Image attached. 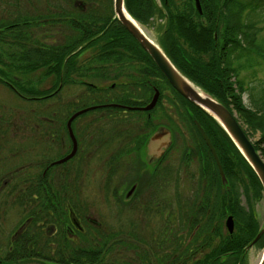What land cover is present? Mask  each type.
<instances>
[{"label":"flooded vegetation","instance_id":"flooded-vegetation-1","mask_svg":"<svg viewBox=\"0 0 264 264\" xmlns=\"http://www.w3.org/2000/svg\"><path fill=\"white\" fill-rule=\"evenodd\" d=\"M170 1L134 0L133 4V0H126V6L145 26L152 24L156 29L161 27L158 31L161 45L177 67L185 69L191 61L184 42L176 35L175 29H171L173 16L170 13ZM145 2L151 4L150 9L137 7ZM107 4L111 5V14L106 17L103 11ZM141 10L145 14L142 17L139 15ZM193 16L195 18L196 15ZM103 18L108 26L111 24V29H101ZM184 21L185 27L189 28L186 30L191 35L188 38L182 35L186 38L185 42L194 39L196 32H199L197 34L201 41H205L203 37L206 29L196 30L194 26H187V19ZM200 24L207 25L203 21ZM177 34L181 36L178 31ZM59 42L64 44H57ZM55 51L70 53L64 61L66 66L69 64L67 76L61 78L60 85L54 90L56 77L54 72H50L52 64L40 62L39 69L38 59L42 60V55L46 54V59L52 61ZM177 54H180L185 63L178 60ZM150 58L152 59L149 53L115 17L114 0H0V86L8 88L19 99L18 104L12 108L14 112L11 116L0 114V118L8 119V124L0 125V154L10 143L12 155L18 158L15 164L20 165L11 170L10 177L6 179L5 174H1L7 168L6 160L4 155H0V184L9 186L16 169L19 172L17 178H29L30 184H20L15 194L19 201L23 194H30L32 210L30 216L20 217L22 222L14 231L12 240H16L32 224L35 232L39 227L44 230L48 246L55 251L63 238L79 242V236L89 233V228L95 229L94 233L97 235L96 229L108 227L99 214L97 217L90 213L83 214L78 210L79 207L75 209L69 204L68 184H65V188L60 180L64 179V174L69 172L71 166L72 171L80 174L79 177L74 175L76 181L72 193H78L75 198L77 203L83 189L85 165H97V195H111L118 216L114 219L115 222H122L121 217L125 212L127 240L131 246L136 238L135 233L142 234L145 241L154 244L151 241L159 240L165 232L167 173L169 178L175 176V181L182 169L186 171L185 176L190 178L209 179L204 146L187 120L184 122L196 139L193 140L194 146L184 148L183 152L188 155L184 156L181 166H178L179 163L172 165L169 160L176 142L175 129L162 121H155L159 114L164 116V101L178 105H175L178 113L175 116L179 118H183L180 116V111L183 112L180 109L182 104L190 112L191 118L194 108L181 100L155 61ZM97 66L107 68L108 71L98 76L97 69L94 71L99 79L109 77L110 80H105L109 83L101 84L102 81L99 82L95 75L86 72L87 68ZM38 86L46 91L40 96L46 99L45 105L40 109L38 95L31 92V89ZM155 97L156 102L151 108L141 109L150 106ZM88 98L93 102L88 103ZM0 105L5 109L6 103L1 97ZM90 106L96 108L79 114L72 121L78 145L75 155L62 163H55L70 154L74 146L68 120ZM89 113L94 115L85 118ZM192 121L204 139L193 118ZM160 125L169 126L174 138L173 146L162 157L157 154L156 149L150 150L146 145L147 138ZM16 133L19 135L16 136ZM204 141L206 142L205 139ZM182 156L178 158L179 161ZM173 160L175 163L174 157ZM195 161L197 166L193 167ZM23 169L25 170L22 171ZM38 177L42 180L47 178L52 186L39 185ZM2 181L5 182L2 184ZM39 193L46 194L51 199L59 195L66 197L63 209L65 213L62 214L63 210L58 202L53 201L55 204L52 209L50 207V216H41L35 209ZM55 209H60L62 217L54 212ZM154 215L157 221H154ZM38 218L40 220L36 224ZM132 247L129 250L134 256ZM6 257L4 255V259ZM1 260L0 258V262Z\"/></svg>","mask_w":264,"mask_h":264},{"label":"trees","instance_id":"trees-1","mask_svg":"<svg viewBox=\"0 0 264 264\" xmlns=\"http://www.w3.org/2000/svg\"><path fill=\"white\" fill-rule=\"evenodd\" d=\"M148 2L141 6L138 4L137 7L150 9L151 4H146ZM201 2H203V14H200L194 8L193 0L189 1L185 11L181 13L179 5H175L172 0L170 13L173 16V25L171 29L179 28V25L182 27L181 21L184 24V19H187L188 27L193 28L194 26L196 29L204 28L207 30L203 37L205 41H201L200 36L199 39L194 37L193 44L196 47L195 50L197 49L196 51L199 53L197 55L189 53V60L191 61L189 67L185 69L179 67V69L195 83L217 97L232 112L236 110L252 132H261L258 143L254 144L264 157V80L257 78L255 66L260 62L254 58L256 53L264 58V42L258 40V34L263 29L261 24L264 23V0H201ZM103 12L106 17L111 14V5L107 4L106 10ZM208 12L210 13L209 17H207ZM174 13L177 16L174 17ZM194 14L196 15L195 18ZM139 15L141 17L145 15L144 10H141ZM139 15L138 17H140ZM187 15L191 17L187 18ZM205 16L209 25L199 24L198 27L195 21L199 22L198 18H204ZM176 18H178V22H176ZM107 24V21L103 18L101 29L109 30L112 28L111 24L109 26ZM117 27L121 28L122 26ZM185 29L187 28L185 27ZM101 31L105 32V30ZM215 33H217V38H215ZM118 41L119 38L117 37L116 43ZM57 44L64 43L59 42ZM206 50L212 52L208 58L203 56ZM69 53L55 51L52 61L46 59L48 58L46 54L42 55V60L38 59L39 69H41L40 62L45 63L47 61L52 64L50 72H54L56 77L54 90L60 85L61 78L67 76L69 64L66 66L64 61ZM177 58L185 63L180 54H177ZM87 69L86 72L95 76L94 70L96 69L97 76L103 74L104 71H108L107 68L100 66ZM43 70L47 71V69ZM243 71H248L247 74L252 76L253 80L247 83L245 77H242ZM108 78L99 79L97 77L100 81L110 80ZM38 87L31 89V92H36V95H38V107L40 109L46 103V99L40 96L44 95L46 91L45 88ZM172 89L182 98V101L194 108V116L201 122L215 146L229 184L227 186L223 185L212 151L197 131L190 117V112L182 104L180 109L183 111L184 120L188 121L187 123L191 125L194 133L197 134L204 146V156L207 160L206 170L208 169L207 172L210 174L207 180L195 179L197 187L193 190V198L188 201V204H182V199L178 197L177 205L170 208L172 209L171 213L167 215L165 213V232L159 240L151 241L155 242L151 244L145 241V236L135 233L136 238L132 245L135 253L132 256L129 250L132 246L129 245L127 240V232L119 231L120 235L118 231L112 232L108 228L102 227L100 230L96 229V235L94 233L95 229L89 228V233L79 236V242L63 238L59 242L58 248L52 251L48 246V238L44 230L39 227L37 234L35 226L32 224H29L16 240H12L14 231L22 222L20 220L17 226L14 227L7 245L0 244V248H6L4 252V255L7 256L6 261L10 264H16L30 257L42 256L43 260L47 259L46 261L53 264H248L246 262L249 253L247 247L263 225L260 223L255 210L251 207L246 208L242 204V195H245L249 201L264 198L262 183L218 122L174 88ZM246 93L250 98L251 105H247L244 101ZM228 97L230 101L227 100ZM59 108L61 107L59 106ZM7 120L0 118V125L8 124ZM241 125L243 127L242 122ZM244 130L247 133V130ZM185 156L187 157V155ZM201 164V169L204 171L203 163ZM15 175L14 172L13 181L8 184L7 189L9 192L7 196L14 195L20 184L24 186L30 184L29 178H17L19 172ZM74 175L79 177L80 174L72 171L71 166L69 172L64 174V179L60 180V184H64L65 188V184H68L67 188L70 190V195L67 198L70 201L69 204L76 209L78 205L75 198H77L78 193L72 194L76 181ZM37 180L41 186L44 184L52 186L47 178L42 180L38 177ZM179 181L178 178L175 181L177 182V193L179 192ZM167 182H169L168 173L166 176ZM53 185L56 184L53 183ZM53 188L55 187L53 186ZM14 197L15 199H12L13 204L23 209L25 218L30 216L32 214L30 194H23L21 201H19L16 194ZM67 198L59 195L51 199L46 194L39 193V201L35 209L40 212L41 216L48 217L50 216V207L52 209L55 204L53 201H57L60 209L63 210ZM171 202L167 200V205L172 207ZM7 203L8 197L5 200V204ZM60 209H55L54 212L60 215ZM63 212L65 213L64 210L62 214ZM229 215H233L235 219L233 233H230L225 226V220ZM60 217L62 216L60 215ZM39 220L40 218L36 219V224ZM121 231H126V229ZM98 237L101 239L99 240ZM94 241H97V243ZM255 245L264 246V234Z\"/></svg>","mask_w":264,"mask_h":264},{"label":"rangeland","instance_id":"rangeland-1","mask_svg":"<svg viewBox=\"0 0 264 264\" xmlns=\"http://www.w3.org/2000/svg\"><path fill=\"white\" fill-rule=\"evenodd\" d=\"M175 5H179L180 9L179 11L182 13L185 11V8H187V5L189 3L188 0H173ZM171 2V6H172V0ZM176 10H178L175 7ZM172 10V8H171ZM175 14V13H174ZM180 14V13H179ZM178 14V15H179ZM177 16V14L174 15V17ZM189 16V15H187ZM210 16V13H207V17ZM200 21L197 22L195 21L196 25L199 27V24L201 21L206 22V26H208V20L206 18V16L204 18H198ZM176 22H178V18H176ZM182 25V27L179 25V28L176 27L175 29V33L176 35L181 38V40L184 42V47L187 49V51L190 54L193 55H197V52L195 50V46L193 44L195 39H199V35L196 32L195 33V39H191L188 42H185L184 40L186 39L185 36L188 38L190 37V33L185 29V23L183 24V21H181L180 23ZM261 26H263L262 31L258 34V40L259 42H264V23L261 24ZM146 28L148 29L149 33L156 39H158L159 37V32L161 30V27H159V29H156L153 27V25L151 24L150 26H146ZM188 29V28H187ZM200 28H197L196 30H198ZM177 31L182 35H185L184 37L179 36L177 34ZM202 52V51H201ZM255 53V52H254ZM203 54V53H202ZM212 54V52L209 50H206V52L204 53V57L207 56V58ZM254 58L257 59L260 63L256 64V69H257V78H260L262 80H264V58L263 56H260L259 53L254 54ZM248 71H243L242 72V77H245V80L247 83H249L251 80H253L252 76H249ZM99 82H101L99 80ZM105 83H109V81H102L101 84H105ZM0 97L3 99V101L6 103V107L5 109L2 108V106L0 105V114L6 116V115H12L14 111H12V108L14 106H16L18 104V98L14 96L13 92H11L8 88L4 87V86H0ZM228 101H230V98L228 97L227 99ZM244 101L247 105H251L250 104V98L248 96V94L246 93L244 95ZM93 100L91 98H88V103H92ZM173 104L171 102H169L168 100L164 101V116L162 114H159L158 118L155 120L156 122L162 121L165 124H169L171 125L174 129H175V134L174 136H176V142H175V147L174 149L170 152L169 154V160L171 161L172 165H177L178 166L183 164L184 161V156L185 153L183 152L184 148L192 145L194 146L193 140H196L194 138V136H192V132L190 130V128H188L184 122L183 118H179L177 116H175L177 113V108L176 105ZM231 106H233L232 104H230ZM179 112V111H178ZM161 113V111H160ZM234 114L236 115L237 118H239V122L243 124V128L247 130L248 136L250 137V139L257 144L259 141V138L261 136V132H252L247 123H245V121L243 120V117H241L239 115V113L234 110ZM92 115L94 114H87L84 117L85 118H90ZM182 115L183 117V112L180 113V116ZM171 122V123H170ZM201 123V122H200ZM19 135V133H16V136ZM189 141V143H188ZM4 144V140L2 141ZM10 143L7 144V147H5V150H2V154H0L1 156L4 155L5 157V164L7 166V168L5 169L4 172H2L1 174H5L6 179H8L10 177V170H14V168H16V166H20V165H16L15 163L18 162V158L15 155H12L11 153V145H9ZM261 152V151H260ZM183 154V156H182ZM180 155L182 156V159L179 161L178 158H180ZM188 155V154H187ZM173 157L175 158V163L173 160ZM8 159V160H7ZM195 165L197 166V162L195 161L193 167H195ZM11 167V168H10ZM29 168L27 167V170ZM25 169H23L22 171H24ZM193 170V169H192ZM16 173V175L18 174L17 169L16 171H14ZM21 173V172H20ZM185 169H182L181 173L179 174V178L180 181L178 183V189H179V194L176 191V182H175V176H171V178H169V182L166 183V188H165V203H166V207H165V213L170 214L172 209L177 205V201L179 198L182 199V204H188V201H190L193 198V190L196 189L197 187V182L195 179L190 178L189 176H185ZM15 175V176H16ZM83 189L81 191L80 194V199L77 200V204L79 207V210L81 211V213L83 214H88L90 213L91 216L93 217H97V214H99V217L101 218V220L108 226L107 228L109 229V231L112 232H127V220L126 218V214L125 212L122 214L123 216L122 218V222H115L114 219H116V209L115 206L113 204V201L111 199V195H97V165L96 164H88L85 165L84 168V173H83ZM13 181V180H12ZM10 181V182H12ZM5 181H2V184ZM3 187V188H2ZM7 187L9 186H2L0 184V244H6L9 242L8 240H10V235L12 234L14 227L17 226L20 217L23 214V209L18 206V205H14L12 202V199H15V194H11L9 196H7V193L9 192V190L7 189ZM105 195V196H104ZM6 197H8V203L5 204V200ZM179 197V198H178ZM189 199V200H188ZM167 200L172 201V207L169 205H167ZM22 203V202H21ZM242 204L246 207V208H253L256 212L257 217L260 220V223L262 225H264V198L257 200V201H249V199H247V197L245 195H242ZM155 217V215L153 216V218ZM157 217L154 218V221H157ZM146 221V220H144ZM157 226V225H155ZM106 228V227H105ZM126 229V231H121V230ZM108 231V232H109ZM117 233V234H118ZM121 235V233H119ZM264 246L262 245H255L253 247H251L249 249V253L246 257V262L248 264H257V262L259 261L261 254H262V249ZM6 248H0V258L2 259L0 264H10V262L6 261V259H4V252H5ZM46 255H48V253H46ZM47 260V259H46ZM42 259V256H38V257H30L27 258L25 260H22L21 262H17L16 264H53L49 261H46Z\"/></svg>","mask_w":264,"mask_h":264},{"label":"water","instance_id":"water-1","mask_svg":"<svg viewBox=\"0 0 264 264\" xmlns=\"http://www.w3.org/2000/svg\"><path fill=\"white\" fill-rule=\"evenodd\" d=\"M195 8L199 13H203V6L201 0H193ZM114 12L115 17L120 21L121 24L137 39V41L142 45V47L149 53L152 59L157 64L160 71L165 75L170 84L187 100L192 102L195 106L206 112L212 118H214L218 124L224 129L227 135L230 137L234 145L244 156L250 166L253 168L258 178L260 179L263 191H264V157L259 150L256 149L254 142L250 139L248 134L245 132L241 123L237 119L236 115L217 97L205 90L203 87L195 83L188 76H186L177 65L171 60L165 49L158 39L154 38L146 28V26L137 20L128 10L125 0H114ZM167 16V15H166ZM217 36V33H215ZM156 102V97L152 101L151 105L141 109H149ZM96 106L88 107L82 109L81 111L75 113L68 120V126L70 132L73 136L74 146L71 153L65 158L57 161L55 163H62L70 158H72L77 151V140L73 133L72 121L74 118ZM132 108V107H130ZM192 118L197 125L199 131L206 140L209 148L211 149L216 163L218 165L222 182L224 186L229 184L227 175L222 167L221 160L217 153L215 146L213 145L207 131L200 123V121L192 114ZM174 144L173 130L167 125H160L157 129L147 138L146 145L150 150H157L159 156H164L169 149ZM72 212V216H74ZM74 218V217H73ZM74 221L77 223V220ZM225 226L230 233L235 230V219L233 215H229L225 220ZM264 234V225L255 236L253 241L247 247L249 250L251 247L255 246L257 241ZM257 264H264V247L262 249V254L257 262Z\"/></svg>","mask_w":264,"mask_h":264}]
</instances>
